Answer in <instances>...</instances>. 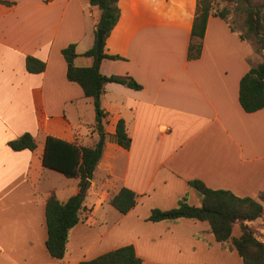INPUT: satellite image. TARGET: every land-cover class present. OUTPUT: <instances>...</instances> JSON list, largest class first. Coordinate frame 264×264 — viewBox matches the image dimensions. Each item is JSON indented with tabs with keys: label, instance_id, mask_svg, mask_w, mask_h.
<instances>
[{
	"label": "crops",
	"instance_id": "crops-1",
	"mask_svg": "<svg viewBox=\"0 0 264 264\" xmlns=\"http://www.w3.org/2000/svg\"><path fill=\"white\" fill-rule=\"evenodd\" d=\"M119 7L105 51L122 58L102 59L100 71L130 75L143 87L105 85L103 154L80 222L57 259L46 247V201L52 192L61 201L77 194L79 179L61 188L49 183L43 152L48 135L95 144L93 99L68 79L62 49L75 43V65L93 64L84 53L96 41L100 9L89 0L0 3V264H80L126 244L135 246L140 264H243L207 222L148 216L184 196L199 204L193 179L239 196L264 191V107L247 112L239 99L254 48L227 18L210 14L202 53L189 59L197 0H119ZM28 55L43 60L45 70L29 72ZM121 119L132 139L128 149L115 139ZM25 132L37 147L12 149L8 141ZM124 186L138 194L127 213L110 202Z\"/></svg>",
	"mask_w": 264,
	"mask_h": 264
},
{
	"label": "trees",
	"instance_id": "trees-1",
	"mask_svg": "<svg viewBox=\"0 0 264 264\" xmlns=\"http://www.w3.org/2000/svg\"><path fill=\"white\" fill-rule=\"evenodd\" d=\"M49 1V0H45ZM235 8L244 14V24L247 36L240 34L242 39L253 38L264 53V3H254V0H228ZM0 3L12 6L16 0H0ZM89 3L100 9L97 21L98 30L103 31L102 49L98 53L96 41L84 55L92 56L91 66L75 65L78 56L76 44L70 43L62 49L67 62V77L77 82L86 97L93 99L95 107L94 131L104 132L103 119L106 112L102 107L101 96L108 82L122 83L134 89L143 85L130 75H106L100 71V63L104 58L121 59L120 55L105 51L106 39L119 21L121 10L119 0H89ZM230 9L215 11L211 0H197V10L192 26V36L188 48V58L200 57L203 49V39L210 14H217L226 19ZM26 68L29 72L39 73L45 70L46 63L32 55L26 57ZM239 99L247 112H254L264 107V59L252 66L240 81ZM115 139L117 144L128 149L132 139L128 135L124 120H119L116 126ZM14 150L37 147V142L30 132H25L17 138L8 141ZM103 145L98 142L93 146L84 145L54 135H48L45 141L42 162L43 165L61 172L66 177L79 179V192L61 201L52 192L46 201V224L48 237L46 247L53 258L62 259L67 251L70 230L80 222V212L83 208L85 193L94 171L102 157ZM200 198L199 204H192L187 196L182 197L175 207L170 209L153 208L148 216L150 221L177 220L191 218L205 221L210 226V232L216 241L226 248L236 250L243 264H264V240L256 236L251 222L261 218L264 226V191L258 197L239 196L229 189L211 188L203 180L193 179L188 182ZM138 201V194L122 187L110 199L111 204L121 213H127ZM237 226L238 235H234ZM133 244H126L107 251L92 259L82 260L80 264H140Z\"/></svg>",
	"mask_w": 264,
	"mask_h": 264
},
{
	"label": "rangeland",
	"instance_id": "rangeland-1",
	"mask_svg": "<svg viewBox=\"0 0 264 264\" xmlns=\"http://www.w3.org/2000/svg\"><path fill=\"white\" fill-rule=\"evenodd\" d=\"M211 3H212V8L215 11H220L223 8L230 9V13L227 16V19L231 23V26L234 29L239 30L241 34L247 36V31L244 24V19H245L244 14L241 11L237 10L232 2H229L228 0H211ZM254 3H264V0H254ZM246 40L252 45L256 53L254 56V62H252V64L255 66L261 61H263L264 59L263 50L260 48V46L258 45L255 39L247 38ZM90 116L91 114L87 111L88 119L90 118ZM94 142L95 143L99 142V135L96 136ZM48 171L50 178L49 183H52L53 185L58 186L59 188H61V186H63L66 183V181H73L71 180L72 178L69 179L70 177H66L61 172L51 169H48ZM251 226L253 227L256 236L264 237V226L262 224L261 218L251 222Z\"/></svg>",
	"mask_w": 264,
	"mask_h": 264
},
{
	"label": "water",
	"instance_id": "water-1",
	"mask_svg": "<svg viewBox=\"0 0 264 264\" xmlns=\"http://www.w3.org/2000/svg\"><path fill=\"white\" fill-rule=\"evenodd\" d=\"M102 40H103V31L101 29L98 30V34H97V41H96V45H97V52L99 53L102 49ZM99 135V142H98V146H102L103 142H104V132H101L98 134Z\"/></svg>",
	"mask_w": 264,
	"mask_h": 264
}]
</instances>
